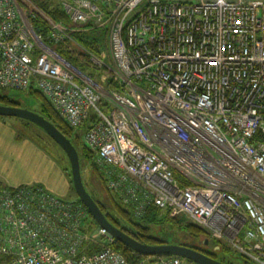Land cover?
Returning <instances> with one entry per match:
<instances>
[{"label": "built area", "instance_id": "2783aa9c", "mask_svg": "<svg viewBox=\"0 0 264 264\" xmlns=\"http://www.w3.org/2000/svg\"><path fill=\"white\" fill-rule=\"evenodd\" d=\"M61 2L73 24L107 33L110 56L88 49L87 63L117 87L61 55L20 0H0V87L35 86L75 129L93 117L86 145L135 216L187 215L218 249L264 264V0ZM46 17L49 38L69 40ZM117 241L81 201L0 184V264H132Z\"/></svg>", "mask_w": 264, "mask_h": 264}, {"label": "trees", "instance_id": "16d2710c", "mask_svg": "<svg viewBox=\"0 0 264 264\" xmlns=\"http://www.w3.org/2000/svg\"><path fill=\"white\" fill-rule=\"evenodd\" d=\"M39 7L40 10H32L28 12L29 19L36 30V32L41 35L49 44H52L53 47L65 58L73 62L74 64L81 67L83 70L90 69V65L87 63V60H89V54L87 52L88 49L93 51H100V48L102 46V43H100V37L95 30L91 29H83L81 31H75V29H69V36L70 38H73L76 40V43L80 44L82 47H73V49H70L67 44L68 38L65 41H61L59 43H55L50 37L51 34V27H50V21L48 20V17H50L52 20L57 22H63L64 24L71 26L70 17L68 13L65 11V9L62 6L61 0H34ZM43 13H42V11ZM104 33V32H103ZM102 33V34H103ZM104 35V34H103ZM105 36V35H104ZM66 42V43H65ZM107 42V39H105V44ZM104 44V45H105ZM39 52V51H37ZM77 53L78 56L75 55ZM84 60V61H83ZM83 61V63H82ZM114 87H117L115 83L112 84ZM32 93L36 94L41 99V108H40V114L44 115L48 120H50L52 123H54L62 132H64L70 139H72L73 143L76 145L79 155H80V163H81V170L83 172L84 164H90L93 177L99 178L103 185L104 189L106 191L104 195V199L99 197L97 193H91L93 198L97 201L103 212L107 215V217L118 227L125 230L127 233L135 237L137 240L145 243H151V244H159V243H167L169 242L166 239H163L162 237H157L152 234V227L149 225H145L143 222L148 220L152 222H158L163 220H170L173 224H180V227L185 230L187 235H189L192 240L191 241H181L177 238L175 240L176 243L189 245L192 247H195L213 257H216L218 259L219 255L218 253L213 250L212 248H209L205 245L204 241L209 237L208 230L193 222L190 221H183L181 217H173L170 215L161 216L160 210L157 207H153L148 210L147 214L142 217H137L134 215L133 209L130 205L122 203V199L119 196H116L112 191H110L107 187L103 171L99 168L98 163L96 162L94 158V151L90 149L84 141L80 140L79 135L76 133L75 128L71 127L64 117V115L53 105L51 100L38 88L35 86H32L30 89ZM0 103L5 105H15V106H21V102L12 98L7 92L5 88L0 87ZM104 105V102H102ZM106 108V106H104ZM93 118V117H92ZM92 118H89L87 122L81 126L83 130L85 131V128L89 125V122ZM26 120V119H25ZM28 122H31L27 120ZM83 131V134H84ZM259 136H262L259 134ZM264 139V136L262 137ZM81 144V146H80ZM70 164V162H69ZM65 170H69L70 175V166L65 167ZM86 186H88V182L84 178ZM72 182V179H71ZM0 184H3L0 182ZM88 189V187H87ZM89 190V189H88ZM119 197V200L116 198ZM121 200V201H120ZM117 210V212L123 217V219L126 221L124 223L119 215L117 213L112 212V210ZM128 222V223H127ZM204 239V240H202ZM216 244H219L220 242L215 240ZM115 247L120 250L127 258L132 262V264H149L150 262L154 261L155 258L150 259L152 256H148L142 253H139L132 249L131 247L127 246L125 243L121 241H117L115 243ZM220 249L224 251H230L232 250L226 243L221 242ZM163 255V254H162ZM246 261L251 262L248 258H246L244 255H241ZM164 256H177L180 257L184 264H199L195 261L188 259L186 257L178 256V255H172V254H165ZM222 261H227L226 259H220ZM229 263V261H227Z\"/></svg>", "mask_w": 264, "mask_h": 264}, {"label": "rangeland", "instance_id": "374dc122", "mask_svg": "<svg viewBox=\"0 0 264 264\" xmlns=\"http://www.w3.org/2000/svg\"><path fill=\"white\" fill-rule=\"evenodd\" d=\"M20 7L24 13L26 12L28 13L29 11H32V10H39V7L37 6L34 0H20ZM70 24L71 26H68L66 24L65 26L68 29H75V31H81L85 29V27L81 25L73 24L72 21L70 22ZM92 30H95V29H91V31ZM96 32L100 37V43H102L99 53H102L103 51L107 52V55L105 53V59H106L107 56L108 57L110 56L108 35L105 32V30H101L99 28L96 29ZM105 39H107L106 44H105ZM73 41H75L73 38H69L68 47L69 46L72 47L74 45V43H72ZM90 67L91 68L88 69L87 71L90 74H92L99 83L104 84V85H112L114 83L111 71H108L107 74L109 75H107L104 70H99L97 67L93 66L92 64L90 65ZM6 92L12 98L20 101L22 104L21 107L27 108L36 113H40L41 99L38 96H36V94L32 93L30 90L28 89L26 90L6 89ZM0 120L12 126L14 130L17 131V133L23 135L24 138H29L31 143H33L35 146L44 147L47 150V152L52 156L53 164H52L51 173L49 175H46L40 172V174L43 175L42 179L30 180L28 182H31V183L43 182L44 185L48 189L53 191L56 195L63 197L67 200H74L76 198H79V195L74 188V184L73 182H71V179H72L71 166L69 164L70 161H69V157L67 153L44 129H42L39 125H37L34 122H28L27 120L22 119L20 117H16V116H3V117L0 116ZM75 131L79 135L80 140L85 142L83 128L78 127L75 129ZM37 155L39 154H36V156ZM69 166H70V175H68L69 170L67 174L63 172L65 170L64 168L69 167ZM48 169H49V165L47 163V172H49ZM61 171L65 175L61 173ZM82 174H83V177L88 182L87 187L89 191L93 193L94 192L97 193L99 197L104 199V195L106 193L104 189V185L99 178L93 177L94 175H93L90 164H87V163L86 165L84 164V169H83ZM11 186H17V185L11 184ZM116 198L119 200V197H116ZM112 212L117 213L120 219L124 223H126V221L117 212V210L113 209ZM167 214L168 213L166 211H163V213H161L160 215L166 216ZM179 217H181L182 222L183 221L187 222L190 220V218L187 215H182ZM143 223L145 225H149L150 227H152V234L154 236L162 237L163 239H166L169 242H175L177 238L181 241L183 240L191 241L192 240V238L189 235H187L185 230L180 227V224H173L168 219L163 220V221H158L157 223L146 220ZM204 243L207 247L215 250L218 253L220 259H226L227 261H229V263L232 262L234 264H252V262L246 261L242 256L239 255L238 252H236L233 249L230 251H224V250L218 249L214 238H210V240H207V242L204 241Z\"/></svg>", "mask_w": 264, "mask_h": 264}, {"label": "water", "instance_id": "95a60500", "mask_svg": "<svg viewBox=\"0 0 264 264\" xmlns=\"http://www.w3.org/2000/svg\"><path fill=\"white\" fill-rule=\"evenodd\" d=\"M1 116H16L36 123L44 129L67 153L71 166V175L74 188L79 195L72 201L83 202L98 224L108 229L118 241L125 243L135 251L151 256L172 254L191 259L199 264H231L213 257L195 247L176 242L159 244L145 243L137 240L122 228L114 224L103 212L97 201L93 198L84 181L81 170L80 155L76 145L64 132L44 115L27 108L0 103ZM207 242V239L205 240Z\"/></svg>", "mask_w": 264, "mask_h": 264}, {"label": "crops", "instance_id": "0c3cea01", "mask_svg": "<svg viewBox=\"0 0 264 264\" xmlns=\"http://www.w3.org/2000/svg\"><path fill=\"white\" fill-rule=\"evenodd\" d=\"M52 164V156L44 147L35 146L29 138H24L12 126L0 120V182L10 186L43 183L28 181L42 179L40 172L49 175ZM63 172L67 174V170Z\"/></svg>", "mask_w": 264, "mask_h": 264}, {"label": "flooded vegetation", "instance_id": "af4514ba", "mask_svg": "<svg viewBox=\"0 0 264 264\" xmlns=\"http://www.w3.org/2000/svg\"><path fill=\"white\" fill-rule=\"evenodd\" d=\"M99 168L103 171V166L101 164H98ZM103 174H104V171H103ZM4 184V183H3ZM35 184H38V183H35ZM41 184V183H40ZM53 192V191H52ZM63 198V197H62ZM65 199V198H64ZM231 264H234L232 262H230Z\"/></svg>", "mask_w": 264, "mask_h": 264}]
</instances>
